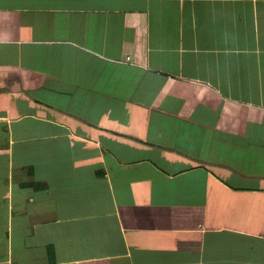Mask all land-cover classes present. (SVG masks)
Returning a JSON list of instances; mask_svg holds the SVG:
<instances>
[{"label": "crops", "instance_id": "obj_1", "mask_svg": "<svg viewBox=\"0 0 264 264\" xmlns=\"http://www.w3.org/2000/svg\"><path fill=\"white\" fill-rule=\"evenodd\" d=\"M0 264H264V0H0Z\"/></svg>", "mask_w": 264, "mask_h": 264}]
</instances>
